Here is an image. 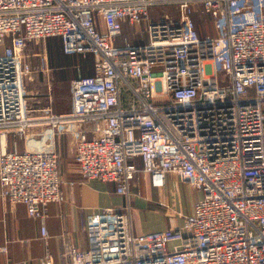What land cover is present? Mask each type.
<instances>
[{"label":"built area","instance_id":"built-area-1","mask_svg":"<svg viewBox=\"0 0 264 264\" xmlns=\"http://www.w3.org/2000/svg\"><path fill=\"white\" fill-rule=\"evenodd\" d=\"M167 3L175 15L149 18ZM194 11L213 36L198 35ZM124 23H143L145 38L116 44ZM51 36L66 54H90L92 73L69 81L70 112L34 119L22 49ZM0 48V137L33 124L75 132L79 173L125 199L86 216L87 246L64 240L63 264H264V0H0ZM166 173L201 197L180 226L133 233V181L160 188ZM59 183L53 145L0 150V198L39 218L43 239ZM38 264H54L48 251Z\"/></svg>","mask_w":264,"mask_h":264},{"label":"crops","instance_id":"crops-1","mask_svg":"<svg viewBox=\"0 0 264 264\" xmlns=\"http://www.w3.org/2000/svg\"><path fill=\"white\" fill-rule=\"evenodd\" d=\"M208 16V15H207ZM210 18V16H208ZM211 19V18H210ZM127 27L131 26L124 23ZM142 26V28L140 27ZM134 33H142L130 43L140 42L144 24L133 25ZM122 35V34H121ZM121 35L117 38L120 40ZM1 49V48H0ZM22 57L31 70L24 78V105L34 119L48 114L70 112L71 93L69 81L79 74L92 73V57L86 54H66L57 36L27 40ZM47 124H33L25 133L9 131L0 137L1 151L21 152L30 147L54 146L57 153V168L60 178V200L47 202L42 209L47 237L40 235L41 221L28 215L23 203H10L0 198V264H38V259L48 251L54 264H63V241L68 240L79 248L87 246L85 234L86 216L93 210L114 207L122 208L124 197L115 191V183L97 178L87 179L77 170L75 162L76 134L72 131L51 133ZM90 137L91 132H86ZM140 166V160L135 159ZM179 183H187L174 173H166L164 185L152 186L147 180L135 179L131 186L130 214L133 233H146L179 226L182 211L172 208L180 193ZM199 194L201 191L187 183ZM192 207L189 212H191ZM188 212V213H189ZM137 223H134V218ZM142 218L160 219L164 224L156 229L143 227ZM3 247V249H2Z\"/></svg>","mask_w":264,"mask_h":264},{"label":"rangeland","instance_id":"rangeland-1","mask_svg":"<svg viewBox=\"0 0 264 264\" xmlns=\"http://www.w3.org/2000/svg\"><path fill=\"white\" fill-rule=\"evenodd\" d=\"M175 5L174 3H167V4H154L151 5L149 8V18L151 20H158L161 18L166 17L167 15H175ZM192 19L197 22V29L199 33L201 34V37H204L205 35L213 36L215 34V30L212 25L211 19L206 15L202 14L198 11H194L192 14ZM142 28V26H140ZM135 28L132 26L127 27V25H123L122 28V35L121 39L117 40L116 44H124L126 42H129V40L134 41L135 38L139 39L141 38L140 33H134ZM143 35L145 37V32H143ZM162 100H167L168 96L165 94H162L159 96ZM156 98V97H155ZM180 193V199L177 198L176 205H173L172 208L182 211L183 213H188L191 209V205L194 201V199L198 196V192L195 189H192L187 183H179V186L177 187ZM182 217V214H181ZM144 222H141L139 220V224L143 227H152L156 229L158 226L164 224L160 219L151 220L142 218ZM134 223H137V218H134ZM183 219L179 218V226L182 224Z\"/></svg>","mask_w":264,"mask_h":264},{"label":"trees","instance_id":"trees-1","mask_svg":"<svg viewBox=\"0 0 264 264\" xmlns=\"http://www.w3.org/2000/svg\"><path fill=\"white\" fill-rule=\"evenodd\" d=\"M194 22H195V28H196V31H197L198 35L201 36V34L199 33V31H198V29H197V22H196L195 20H194Z\"/></svg>","mask_w":264,"mask_h":264}]
</instances>
